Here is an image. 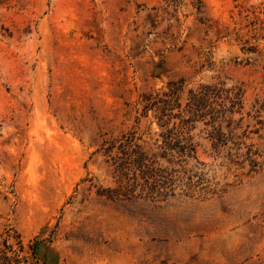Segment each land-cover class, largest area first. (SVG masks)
<instances>
[{"label":"rangeland","instance_id":"374dc122","mask_svg":"<svg viewBox=\"0 0 264 264\" xmlns=\"http://www.w3.org/2000/svg\"><path fill=\"white\" fill-rule=\"evenodd\" d=\"M179 79L244 89L224 125H250L263 169L202 140L218 194L108 199L95 152L158 131L138 102ZM0 264H264V0H0Z\"/></svg>","mask_w":264,"mask_h":264},{"label":"trees","instance_id":"16d2710c","mask_svg":"<svg viewBox=\"0 0 264 264\" xmlns=\"http://www.w3.org/2000/svg\"><path fill=\"white\" fill-rule=\"evenodd\" d=\"M199 2L198 15L203 14ZM197 19L205 24V18ZM187 86L185 79H179L142 95L137 122L153 112L158 131L151 133V125L144 131L141 125H133L120 136L104 140L95 152L104 157L116 178L117 186L108 190V199L157 204L178 196L218 194L217 189L209 190L205 185L207 173L202 168L208 164L201 160L202 140L209 141L210 156L215 159L223 158L222 151L227 149L221 165L227 164L229 170L247 169L250 175L263 169L261 153L247 143L250 125L242 132H237L242 125H224L244 108V89L236 86L226 90L220 83ZM199 123L204 125L195 133Z\"/></svg>","mask_w":264,"mask_h":264}]
</instances>
